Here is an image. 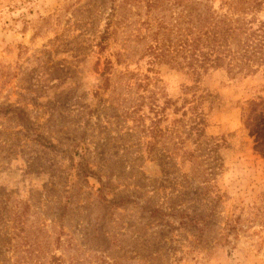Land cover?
<instances>
[{"label": "rangeland", "instance_id": "1", "mask_svg": "<svg viewBox=\"0 0 264 264\" xmlns=\"http://www.w3.org/2000/svg\"><path fill=\"white\" fill-rule=\"evenodd\" d=\"M252 2L0 0V264H264V66L171 62Z\"/></svg>", "mask_w": 264, "mask_h": 264}, {"label": "trees", "instance_id": "2", "mask_svg": "<svg viewBox=\"0 0 264 264\" xmlns=\"http://www.w3.org/2000/svg\"><path fill=\"white\" fill-rule=\"evenodd\" d=\"M252 9L259 11L264 0H252ZM188 37L175 49L176 56L171 62L176 68L186 70L199 79L211 68H225L232 76L246 75L259 71L264 66V20L254 27L255 19L234 17L229 13L212 10L205 13L199 23L190 19ZM163 57L165 53H161ZM157 110H155L156 112ZM205 123L199 117L196 125ZM246 126L256 136L255 148L264 151V99L252 101ZM39 143L54 146L43 136H38Z\"/></svg>", "mask_w": 264, "mask_h": 264}]
</instances>
